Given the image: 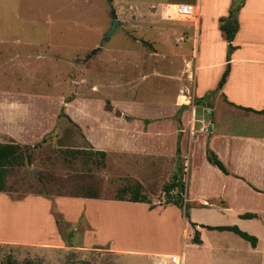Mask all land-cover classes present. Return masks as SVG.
<instances>
[{
    "label": "rangeland",
    "instance_id": "rangeland-1",
    "mask_svg": "<svg viewBox=\"0 0 264 264\" xmlns=\"http://www.w3.org/2000/svg\"><path fill=\"white\" fill-rule=\"evenodd\" d=\"M162 1L169 2L114 0L120 26L111 39L104 42V36L112 23L108 0H0V75L8 69L13 76L16 74L13 79L5 78L4 85L11 83L10 88L16 99L35 107L32 127L27 136V142L31 146L22 147L24 153H32L33 161H25L24 166L11 170L7 177L8 195L14 198L41 195L54 199L83 196L93 191L98 193L103 203H109L119 194L120 189H130L139 183L142 185L141 192L150 199L154 207L165 208L169 204L166 203L164 187L181 172L179 174L185 190L181 193V188L175 189L171 198L178 193L185 205L179 211L158 207L150 214H146L142 205L128 207L124 213H120L125 217V234L121 236L120 244L124 249L133 251H151L169 256L184 254V264H198L199 252L198 245L193 242V223L238 226L258 239L257 235L248 230H256L262 235V227L252 228L249 221L240 220L235 213H220L219 207L224 204L223 201H227L234 211L239 212L252 204H264V199L261 194H251L246 187L236 183H222L220 179L214 178L210 170L205 168L207 155L203 154L200 147L193 155H187L185 151V159L182 161H178L181 155L176 154V145L171 158V142L168 143V158L164 156L155 161L148 155L141 156L129 161L126 166L119 161L117 139L120 135L123 136L117 119L120 109L112 112V120L104 119V111L121 106L120 103L125 99H134L136 103L147 102L151 105L147 108L151 109V114L155 112L158 117L172 119L178 99L175 92L182 84L184 61L176 60L171 52H177V49H182L185 45L190 51L191 45L185 43L197 42L191 37L199 32L186 22L170 19L173 5L167 6L163 11L158 8ZM201 1H204L208 23L213 20L208 11L211 5L209 0ZM204 32L206 28L203 29L202 36ZM181 38L184 40L181 42L185 43H174ZM204 40L202 38V42ZM100 46L102 49L87 59ZM126 49L140 53V58L130 61V64L134 62L133 65L136 63V66L146 68L137 71V67L133 70V66L126 65L125 71L124 65H120L112 66L111 69H115L108 71L109 66L105 61L111 55L117 57L118 50ZM175 54L174 56H178V53ZM75 64L78 68L76 95L74 85L73 94L70 87V81L73 83L75 79ZM190 68L188 82L184 80L185 85L189 84L184 96L186 102L190 103V109L196 107L200 115L207 103L195 105L199 98H193L194 76L193 68ZM95 79L101 85L112 82L114 86L110 84V87L116 89L94 85L92 81ZM125 83L128 88L121 89V92L131 95L118 96L119 85L124 87ZM84 105L91 107L86 112L90 116L93 113L94 119H88L78 112L81 110H76ZM134 111L142 116L149 114L143 108L136 107ZM71 114L79 125L71 122ZM204 115L207 120L211 119L209 113ZM51 123L55 127L50 131ZM145 125L142 130H147ZM172 126L176 129L174 133L164 134L168 141L178 133L176 122ZM237 130L245 131V126H239ZM248 130L249 127H246V131ZM39 139L41 141L36 143ZM112 141L116 144L108 146ZM67 149L90 152L102 150L106 151L107 157L104 166L100 167L96 156L89 160L85 155L73 158L65 153ZM130 197L131 192L125 194L126 199ZM205 200H208L207 204H211L210 207L199 205L204 204ZM56 206L53 205L51 210H58L70 224L69 229L64 227L59 230L70 250L59 264L116 263L115 259L107 257L105 252L98 251L96 247L88 250L76 247L75 245H81L83 234L89 228L84 211L73 204ZM79 212L82 216L76 222L74 217ZM93 212L96 214L95 208ZM32 214L37 216V211L31 209ZM70 232L71 239H65ZM205 236L215 238L218 247V260L215 264L264 263L261 254L250 253L251 244L235 233L205 230ZM85 244L90 245V241ZM137 259L138 257L130 254L121 255V264H134ZM27 261L44 263L43 258L39 255L33 257L26 248L0 244V264H25Z\"/></svg>",
    "mask_w": 264,
    "mask_h": 264
},
{
    "label": "crops",
    "instance_id": "crops-1",
    "mask_svg": "<svg viewBox=\"0 0 264 264\" xmlns=\"http://www.w3.org/2000/svg\"><path fill=\"white\" fill-rule=\"evenodd\" d=\"M234 1L237 0H209L211 6L208 11L213 20L208 23L207 18H205L204 1L169 0V5H166L168 3L163 1L159 3L158 6L160 7L158 8L163 9V11L167 6L177 4L195 6V16L192 20L176 19L173 10H171L169 18L186 22L199 32L198 35L195 34L191 37L197 42H181L184 41L183 38L174 42L175 44L185 43L191 45V53L186 49V45L182 49H177V52H171L176 60L182 59L184 61V67L181 71L182 84L179 90L175 92L178 99L177 102L175 99L174 119L169 120L158 117V113L155 112L151 114V109H147L151 105L147 102L136 103L134 99H125L124 102L120 103L121 106L114 107L109 111L103 110L105 112L104 119L112 120L110 117L112 112H115L117 108L120 109L117 112V119L123 136L120 135L117 139V151L119 152V161L125 163V166L129 161L136 160L141 156L148 155L155 161L164 156L167 157L168 143L170 142L172 158L175 153V145L177 152L178 134L181 133V156L178 157V160L182 161L185 151L187 155H193L200 147L206 156V150L210 149L217 155L228 171V174H225L206 160L205 168L210 170L211 174L215 176L214 178L220 179L222 183H236L246 187L251 194L255 196L261 194L264 199V114L256 113L264 111V0H243V6L237 15L239 29L232 42L235 49L231 53L228 62V43L224 32L220 29L219 20L228 16ZM161 13L164 17L163 12ZM204 28H206V32L202 36ZM202 38L205 39L204 42H202ZM112 53L114 54L115 51H112ZM116 53L117 57L111 55L113 58L110 57L108 61H105L107 67L109 66L108 71L115 69H111L112 66L118 67L120 65H124V70L126 65L133 66V70L137 67V71L146 68V66H136V63L133 65L134 62L130 64V61L140 58V53L130 51V49L118 50ZM175 53H178V56H174ZM181 53L183 54L181 55ZM190 67L193 68L194 76L193 98L200 99L213 92V95L204 101L207 105L203 107V114L200 115L196 107L190 109V103L186 102L187 99L184 96L189 85H185L184 80L188 82L189 73H191ZM77 69L75 64V73ZM9 73L10 69L3 71L0 75V144H16L21 147L31 146L27 142V136L32 127V114H35V107L17 100L16 96L13 95V89L10 88L11 83L4 85L5 78L11 79L12 77L13 79L16 76V74L13 76ZM74 78L73 83L72 80L70 81V87L72 93V86L74 85L73 89L76 95L77 73ZM221 82L223 83L221 84ZM92 84L107 89H116L110 87L112 82L101 85L95 79ZM112 86L114 85L112 84ZM119 86L118 96L123 94L126 97L129 93L121 92V89H127V84L125 83L124 87H122V84ZM136 107L143 108L150 115L148 113L143 114V116L137 114L134 111ZM183 107L186 108L183 110ZM90 108L84 105L81 108L77 107L76 110H81L78 112H81L86 118L91 117V119H94L93 113L92 116L88 114ZM70 109H73V107H70ZM86 109H88L87 112ZM246 109H252L255 112ZM207 110L212 112V119L210 120H207L204 115ZM65 112L67 113L66 109ZM70 119L71 122L73 121L76 125H79L72 114ZM147 122L148 125H145ZM174 122H176L178 133L174 136V139L168 141L167 138H164V134L174 133L176 130L172 126ZM144 125L147 130H142ZM163 125L166 129H163ZM53 126L54 123H51L49 126L50 131L54 129ZM210 126H212L211 129ZM239 126H245V131L237 130ZM246 127H249L250 130L246 131ZM39 141L41 139L36 143ZM114 144L116 143L112 141L107 145L114 146ZM220 198L222 199V197ZM103 202V199L83 197H56L50 199L41 195L14 198L8 193L0 192V244L26 248L31 251L33 257L39 255L43 258V264H59L70 250L66 247L51 209L53 205L73 204L84 211V218L89 226L83 234V242H80L81 247L75 245L81 250H83L82 247L85 250L96 247L98 251L105 252L107 257L115 259V264H121V255L130 254V256L138 257L137 262L134 264H158L161 261V256H169L151 251L124 249L120 244V238L125 234V217L124 214L121 215L120 213H124L128 207L140 205H142L146 214L155 212L158 207L179 211V206L169 204L168 207L158 206L151 210L150 205L146 203L127 204L128 201L115 199L110 200L109 203ZM207 203L208 200H205L204 204L199 205L210 207L211 204ZM223 203L219 207L220 213H235L240 220L249 221L252 228L262 227V235L256 230H248L251 234L259 237L257 247L254 248L250 245L251 250L249 251L252 254H261L264 259V204H252L246 210L236 212L227 201H223ZM94 208L96 214L93 212ZM31 209L37 211V216L31 215ZM245 213L254 214L256 217L242 219L240 216ZM80 215L79 212L74 217V221L78 222L82 216ZM195 224L197 225L193 230L196 229L200 235V243L196 244L199 252L198 264H215L218 260V247L215 238H206L205 230L208 229L202 226L216 227L222 225ZM89 241L90 245L86 246L85 243ZM171 256H177L179 264H184V254Z\"/></svg>",
    "mask_w": 264,
    "mask_h": 264
},
{
    "label": "trees",
    "instance_id": "trees-1",
    "mask_svg": "<svg viewBox=\"0 0 264 264\" xmlns=\"http://www.w3.org/2000/svg\"><path fill=\"white\" fill-rule=\"evenodd\" d=\"M243 6V0H237L234 1L227 17H223L219 20L220 23V29L224 32L226 36V41L228 43V52H227V61H230V56L233 50L235 49L232 45V42L235 38V35L239 29V23H238V12ZM223 82H221L222 84ZM211 95H213V92L211 94H208L207 96H204L200 99H198L195 103L196 106H201L202 102L207 100ZM186 107H183V110ZM248 111H254L252 109H246ZM255 112V111H254ZM259 114H264V111L256 112ZM180 125V124H179ZM180 128V127H179ZM181 133L178 134V141H177V155H181ZM65 153L72 156L73 158H78L81 155H85L87 159L91 158L92 156L97 157V165L100 167L104 166V160L107 157V153L105 151H87V150H78V149H67L65 150ZM207 161L219 168L223 173L228 174V171L226 170L224 164L221 162V160L217 157V155L210 149H207ZM25 161L28 163H32L33 161V155L32 153L28 152L27 154L23 152L22 147L16 144H0V192L8 193V187H7V177L11 173V170L14 167H22L25 165ZM179 161V160H178ZM181 173V172H179ZM173 178V180L166 184L164 187V192L167 196V204H174L179 207H183L185 204L183 202V199L180 197V195L174 194L171 198L172 192L177 189L181 188L184 185L183 179L181 174H179ZM142 185L137 183L133 186V188H122L119 190V194L114 197L115 200L119 201H128L132 203H146L150 205V209H154L155 207L152 205L150 199L144 195L142 192ZM131 192V197L126 199L125 194ZM49 198V196H45ZM73 197H83V198H92V199H100V196L97 192H90L89 194H85L83 196L74 195ZM55 222L60 229H69V225L64 218L62 217L61 213L58 212V210H52ZM188 216V215H187ZM242 219H253L256 217V215L251 213H245L240 216ZM197 224L193 223L192 226L195 228ZM208 230L213 231H220V232H232L236 235L240 236L244 240L248 241L252 247L256 248L258 244V239L255 236H252L248 234L247 232L242 231L238 226H202ZM72 232H70L67 236H65V239H71ZM64 239V237H63ZM193 242L195 244L200 243V235L199 232L195 229V234L193 237ZM25 264H34L32 261H27Z\"/></svg>",
    "mask_w": 264,
    "mask_h": 264
},
{
    "label": "built area",
    "instance_id": "built-area-1",
    "mask_svg": "<svg viewBox=\"0 0 264 264\" xmlns=\"http://www.w3.org/2000/svg\"><path fill=\"white\" fill-rule=\"evenodd\" d=\"M173 9L174 17L178 20H192L195 16V6L191 4H177ZM158 264H179L177 256H161Z\"/></svg>",
    "mask_w": 264,
    "mask_h": 264
},
{
    "label": "water",
    "instance_id": "water-1",
    "mask_svg": "<svg viewBox=\"0 0 264 264\" xmlns=\"http://www.w3.org/2000/svg\"><path fill=\"white\" fill-rule=\"evenodd\" d=\"M113 1L114 0H108V4H109V6L111 8L112 23H111L109 31L104 36V42L109 41L111 39L112 35L117 31V29L120 26V21H119L118 16H117V11L114 8ZM101 49H102V46H100L94 52H92V54L87 59H89L93 55L97 54ZM207 113L210 114L211 119H212V112L210 110H207ZM211 128H212V126H210V129ZM184 190H185V186H182L181 187V193H183Z\"/></svg>",
    "mask_w": 264,
    "mask_h": 264
},
{
    "label": "bare ground",
    "instance_id": "bare-ground-1",
    "mask_svg": "<svg viewBox=\"0 0 264 264\" xmlns=\"http://www.w3.org/2000/svg\"><path fill=\"white\" fill-rule=\"evenodd\" d=\"M175 8V6L173 5V9Z\"/></svg>",
    "mask_w": 264,
    "mask_h": 264
}]
</instances>
